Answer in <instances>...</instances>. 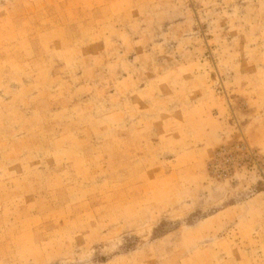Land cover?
I'll list each match as a JSON object with an SVG mask.
<instances>
[{
  "label": "rangeland",
  "instance_id": "obj_1",
  "mask_svg": "<svg viewBox=\"0 0 264 264\" xmlns=\"http://www.w3.org/2000/svg\"><path fill=\"white\" fill-rule=\"evenodd\" d=\"M0 264H264V0H0Z\"/></svg>",
  "mask_w": 264,
  "mask_h": 264
}]
</instances>
